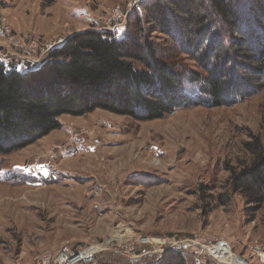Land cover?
Here are the masks:
<instances>
[{
    "label": "rangeland",
    "instance_id": "1",
    "mask_svg": "<svg viewBox=\"0 0 264 264\" xmlns=\"http://www.w3.org/2000/svg\"><path fill=\"white\" fill-rule=\"evenodd\" d=\"M141 1L0 0V57L37 65L73 35L120 36ZM151 39L166 62L195 69L168 36ZM58 120L59 129L0 164V264H59L87 251L95 264L166 254L187 264H264V203L231 193L233 171L254 162L249 145L264 144V90L160 119L96 109Z\"/></svg>",
    "mask_w": 264,
    "mask_h": 264
},
{
    "label": "trees",
    "instance_id": "2",
    "mask_svg": "<svg viewBox=\"0 0 264 264\" xmlns=\"http://www.w3.org/2000/svg\"><path fill=\"white\" fill-rule=\"evenodd\" d=\"M134 27L118 35L89 31L47 52L39 65L0 63V164L61 127L63 115L96 109L136 120L179 109L240 103L264 90V0H142ZM171 39L174 54L195 62H166L151 38ZM254 162L232 173L231 193L264 203V144H250ZM149 264H187L164 255Z\"/></svg>",
    "mask_w": 264,
    "mask_h": 264
},
{
    "label": "built area",
    "instance_id": "3",
    "mask_svg": "<svg viewBox=\"0 0 264 264\" xmlns=\"http://www.w3.org/2000/svg\"><path fill=\"white\" fill-rule=\"evenodd\" d=\"M0 63L4 65H9L14 62H10L9 60H6L3 57H0ZM41 61L37 64L39 65ZM36 65V66H37ZM258 253H261V249H256ZM67 253V252H66ZM262 257L264 258V252L262 253ZM96 255L93 252L87 251L83 252L81 254L73 255V257L68 255H64L63 258L61 257V261L59 264H95Z\"/></svg>",
    "mask_w": 264,
    "mask_h": 264
},
{
    "label": "crops",
    "instance_id": "4",
    "mask_svg": "<svg viewBox=\"0 0 264 264\" xmlns=\"http://www.w3.org/2000/svg\"><path fill=\"white\" fill-rule=\"evenodd\" d=\"M74 152V147H71V146H68L67 148H66V150H65V155H69L68 157H70V156H72L71 154ZM56 165H54V164H51L50 165V168H52V169H55L56 170Z\"/></svg>",
    "mask_w": 264,
    "mask_h": 264
},
{
    "label": "bare ground",
    "instance_id": "5",
    "mask_svg": "<svg viewBox=\"0 0 264 264\" xmlns=\"http://www.w3.org/2000/svg\"><path fill=\"white\" fill-rule=\"evenodd\" d=\"M242 264H244V262Z\"/></svg>",
    "mask_w": 264,
    "mask_h": 264
}]
</instances>
